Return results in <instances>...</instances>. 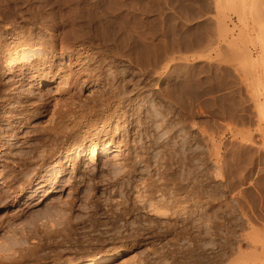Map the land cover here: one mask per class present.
Wrapping results in <instances>:
<instances>
[{
	"label": "rangeland",
	"instance_id": "obj_1",
	"mask_svg": "<svg viewBox=\"0 0 264 264\" xmlns=\"http://www.w3.org/2000/svg\"><path fill=\"white\" fill-rule=\"evenodd\" d=\"M14 1L0 0L3 22L26 25L32 32L37 22H43L37 21L35 15L55 9L64 22L62 28L67 27L65 0H16L25 2V18L15 11ZM76 1L69 0L68 4H74L79 15L88 9L85 4L91 3L79 6ZM116 4L121 9L119 18L123 16L117 24H122L135 56L149 59L157 69L143 76L127 59L119 60V76L145 91L144 100L136 107L138 115L131 118L136 120L133 125L143 129L138 118L146 107L157 105L162 110L198 112V133L187 130L186 136L173 130L160 137L155 125H145L147 134L144 130L143 140H136L139 149L133 148L134 156H130L131 175L114 169L113 163L97 169L83 165L73 173L63 171L60 180L49 183L45 190H28L14 208L0 200V250L24 254L25 249L35 246L36 255H24L14 264H76L126 246L136 259L153 260L160 249L180 260L182 249L173 240L160 241L144 230L149 223H135L138 214L145 213L137 183L156 171L157 161H162L163 156L160 148L168 144V158L173 160L174 169L183 170V160L196 147V136L202 198L199 264H264V253L257 254L261 248L264 251V117H260L264 109V0H117ZM24 19H31L32 24H25ZM14 78L3 73L0 85L7 87L3 91L9 95V109L18 111L24 98L18 100L14 95L28 85L24 82L19 88L20 81L11 87ZM38 90L34 95L45 91ZM46 102H50L49 107L54 103ZM2 120L0 126L5 128L9 142L3 156L28 153L38 144L34 138L42 119L32 120L18 135ZM139 153L151 156L148 167L143 168ZM42 174L47 180L53 175L48 169ZM21 176L17 181L26 185L30 176ZM11 192L3 188L1 193L8 197ZM125 207L130 211L125 212ZM161 243H165L164 249ZM254 244L258 252L253 251ZM256 255L260 256L258 260Z\"/></svg>",
	"mask_w": 264,
	"mask_h": 264
},
{
	"label": "bare ground",
	"instance_id": "obj_2",
	"mask_svg": "<svg viewBox=\"0 0 264 264\" xmlns=\"http://www.w3.org/2000/svg\"><path fill=\"white\" fill-rule=\"evenodd\" d=\"M68 1H64V12L67 11V27L64 29L60 13L55 9L45 12V15H35L37 21L42 19L43 22H37V27L32 32L26 25H17L10 20L3 22L4 17L0 15V21L3 23V27L0 25V76L4 73L15 77L11 87L20 84V81L23 82L19 88H22L24 82L28 85L20 94L14 95L18 100L24 98L21 102L23 106L18 111L12 109L13 107L9 109L11 101L9 95L3 91L7 87L0 85V119H4L11 132L16 135L22 128L31 125L32 120L42 119L34 138L38 144L30 147L28 153L22 152L19 155H2L9 142L6 140V133L4 134L5 128L0 126V200H6L10 208L19 205L20 199L28 190L39 192L45 190L49 183H57L63 171L67 169L73 173L83 165L97 169L99 165L108 166L113 163L114 169H122L124 175H131L130 156L133 154V148L139 149L136 140H143L144 130L147 134L146 129L150 124L160 130V137L173 130L185 133L184 135L188 134L187 130L198 133V112L192 111L188 114L182 109L168 111L167 108L165 111L162 106L157 105L146 107L144 115L138 118L141 125H144L143 129L133 125L136 120L131 118L135 114L138 115L136 107L144 100L145 91L142 86L131 85L127 79L119 76L122 75L117 68L119 60L127 59L143 76L154 74L157 69L153 68L149 59L135 56V49L130 47L122 24H117V20L122 21L123 17L119 18L121 12L120 8H116L119 4H116L117 0H91V3H88L90 0H73L78 2L79 6L80 3H88L85 4L88 9L80 15L77 14L78 9L74 4H68ZM22 3L15 4V11L21 18L25 16V11H28ZM75 6L77 7L76 4ZM24 21L25 24H32L31 19ZM40 88L46 91H42L44 96L34 95L35 90L39 91ZM87 89L89 90L84 91ZM49 100L54 102L51 107L50 102H46ZM11 111L12 118H8L7 115ZM170 114L173 116L172 120L169 119ZM260 117H264V109L260 110ZM193 142L196 147L194 145L191 149H195L183 160V170L174 169L173 160L168 158V144L160 148L163 156L160 158L162 161H157L154 169L156 171L148 175L144 173L146 176H143L142 182L137 183L140 184L138 197L143 199L142 210L145 213L138 214L134 219L135 223H138V220L149 223V227L144 230L160 241L173 240L175 246L182 249L180 260L175 256L171 258V255L168 256L160 249L156 250L153 260L136 259L131 249L124 246L122 250L76 264H181L182 261L185 262L183 264H199L202 198L197 176L199 141L196 136ZM138 156L143 168L148 167L151 156L140 153ZM46 169L53 174L49 180L42 174ZM21 175L30 176L26 185L17 181ZM3 188L12 191L8 197L3 195L5 192L1 193ZM123 210L130 211L126 207ZM137 210L133 209L136 212ZM133 229L138 231L136 227ZM161 244L164 249L165 243ZM253 246V251H257L258 245ZM34 247L25 249L24 254L19 252L14 255H11L9 249H1L0 264H14L23 259L24 255H36ZM261 249L260 253H254H264ZM258 256H255L256 260ZM168 258L173 260L169 262ZM262 261L264 262L263 259Z\"/></svg>",
	"mask_w": 264,
	"mask_h": 264
}]
</instances>
